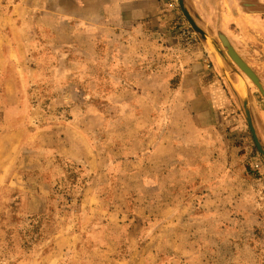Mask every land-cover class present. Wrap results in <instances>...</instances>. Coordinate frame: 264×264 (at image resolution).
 Masks as SVG:
<instances>
[{"label": "rangeland", "instance_id": "374dc122", "mask_svg": "<svg viewBox=\"0 0 264 264\" xmlns=\"http://www.w3.org/2000/svg\"><path fill=\"white\" fill-rule=\"evenodd\" d=\"M2 1L10 8L0 28V264H264V160L240 81L226 63L225 79L177 0L129 43L110 28L99 38L86 11L103 0ZM184 3L242 74L264 149V0H206L212 12L202 17ZM222 35L263 91L226 54ZM197 55L245 125L239 149L248 160L227 158L223 136L190 125L229 116L227 104L212 114L191 109L186 95L175 104ZM113 56L133 57L135 73L113 70ZM206 140L221 148L204 149Z\"/></svg>", "mask_w": 264, "mask_h": 264}, {"label": "crops", "instance_id": "0c3cea01", "mask_svg": "<svg viewBox=\"0 0 264 264\" xmlns=\"http://www.w3.org/2000/svg\"><path fill=\"white\" fill-rule=\"evenodd\" d=\"M97 1L102 2V0ZM167 2H169V0H103L101 4L99 3L96 7H93L94 9L91 10L90 13L86 11V14L95 15L94 18L95 20H97V27L101 28L102 31L99 38L103 37L104 31L110 28L112 31H115V33L118 31L126 32L129 36V43L130 38L135 36V31L142 28L144 23H146V19L151 18V15L157 16L168 11ZM187 2H194L198 10L193 12H197L200 17H202L203 13L210 14L212 12V8L209 9L208 6L204 4L206 0H187ZM214 2L217 3V0H214ZM88 6L89 5L87 3L85 7L88 8ZM9 8L10 7H7V4H3V1L0 0V28H2L3 25L2 14L7 13ZM213 8L214 12L217 7L214 6ZM90 19L91 17L87 16L84 22L88 23V20ZM0 36H2L1 32ZM120 41L121 39H119V41H117L116 43H114L113 41V47L119 46L121 44ZM113 57L111 60V62L115 63L112 66L113 70L117 71L118 69H125V76L130 75V73H128L130 71L131 74L135 73L137 67H133L131 65V63H134L133 57H129L128 59ZM198 57L199 55L195 56L194 59H188L191 62V67L184 69V72H181L180 82L177 88L173 91L176 95L175 104H177L176 102H179L180 104L185 103L183 98L184 95H186L187 100L185 101L189 103V107L197 111L205 110L211 113V111L213 110L212 107L223 109L227 104V107L225 109H227V115L229 116L223 117L224 112H219L220 114H222L221 117H217V115L216 117L213 116L214 118L209 117L207 119L194 118L190 120V125L193 128L195 127L194 130L196 128H202V131H204L203 128L205 126H209V132L211 134L215 136L219 135L220 137L223 136L226 139L227 151H229V153H225V156H227V158H230L233 161L240 159L248 160V157H250V153H240L241 149H239V147L241 148V140L244 137L245 131L243 128L245 127V125L237 114V116L233 115L235 111L233 103L227 98L226 92H224L223 88L221 87L219 78L216 73L214 71L206 69L205 65H203ZM143 70L144 72H146L143 75L145 76V78L150 77L153 73L152 71H149L150 73H147V69L144 68ZM114 75L116 74L114 73ZM166 87L167 86H165V88ZM162 90L165 92V89ZM166 101L167 100H165L164 102ZM205 132L206 130L204 131V133ZM167 142H175L176 144H178L177 140L174 141V139H165L163 140L162 145H165ZM216 144L217 143H215L214 141H203L204 149H206V147H211L214 151L216 149H220L221 143L219 144L218 148ZM169 149L171 153H180L178 152L179 147H175L174 151L173 146H170ZM253 160H255V163L256 158H253ZM261 174L262 176H264L263 172H261Z\"/></svg>", "mask_w": 264, "mask_h": 264}, {"label": "water", "instance_id": "95a60500", "mask_svg": "<svg viewBox=\"0 0 264 264\" xmlns=\"http://www.w3.org/2000/svg\"><path fill=\"white\" fill-rule=\"evenodd\" d=\"M178 6L180 8V11L190 27L197 32L201 37L205 40L206 44L208 45L209 50L214 55V58L217 62V65L219 69L222 71L225 79L230 82L225 63L237 74V77L240 81V86L243 85L244 91L239 93L242 101H243V108H244V116L246 119V123L248 125V128L250 130L252 139L254 141V144L260 154V156L264 160V149L259 142V139L257 137L255 128L253 126V122L251 119L250 109H249V103H248V96H247V88L244 83V79L242 77V74L232 65V63L227 59V57L223 54V51L220 49V47L217 45V43L212 39L210 34L206 32L203 28H201L195 20L191 17L189 11L185 7L184 0H177ZM221 40L224 45L227 46L226 54L231 58L233 63L237 66V68L245 74L258 88L260 91H263L260 79L257 77L255 72L245 63V61L240 57V55L235 51V49L229 45L228 40L225 38V36H221ZM238 89V88H237Z\"/></svg>", "mask_w": 264, "mask_h": 264}, {"label": "bare ground", "instance_id": "6f19581e", "mask_svg": "<svg viewBox=\"0 0 264 264\" xmlns=\"http://www.w3.org/2000/svg\"><path fill=\"white\" fill-rule=\"evenodd\" d=\"M257 77H258V76H257ZM238 90H239L240 92H243V91H244L243 85L238 86Z\"/></svg>", "mask_w": 264, "mask_h": 264}, {"label": "built area", "instance_id": "2783aa9c", "mask_svg": "<svg viewBox=\"0 0 264 264\" xmlns=\"http://www.w3.org/2000/svg\"><path fill=\"white\" fill-rule=\"evenodd\" d=\"M263 241H264V238H263Z\"/></svg>", "mask_w": 264, "mask_h": 264}]
</instances>
